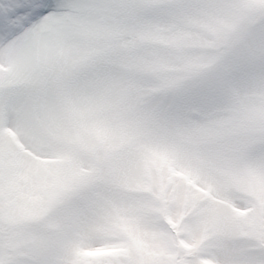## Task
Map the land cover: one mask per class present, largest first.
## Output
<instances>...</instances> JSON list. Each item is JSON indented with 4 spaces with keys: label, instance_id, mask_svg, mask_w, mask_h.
I'll return each mask as SVG.
<instances>
[{
    "label": "snow or ice",
    "instance_id": "1",
    "mask_svg": "<svg viewBox=\"0 0 264 264\" xmlns=\"http://www.w3.org/2000/svg\"><path fill=\"white\" fill-rule=\"evenodd\" d=\"M202 10L200 0H0V189L27 181L45 203L75 185L81 205L62 255L10 264H264V122L222 159L197 161L145 135L150 105L125 115L148 103L141 38L178 32ZM38 68L52 70L47 80ZM253 75L264 89V42L227 88L242 97ZM178 95L183 116L197 101L189 85ZM58 202L63 212L74 201ZM80 236L102 254L86 257Z\"/></svg>",
    "mask_w": 264,
    "mask_h": 264
},
{
    "label": "rangeland",
    "instance_id": "2",
    "mask_svg": "<svg viewBox=\"0 0 264 264\" xmlns=\"http://www.w3.org/2000/svg\"><path fill=\"white\" fill-rule=\"evenodd\" d=\"M210 11L197 12L174 33L175 26L157 30L141 38L137 49L141 71L147 82V104L131 108L125 115L136 121L150 107L140 124L146 136L168 140L174 147L190 152L197 161L201 154L222 159L231 140L239 135L259 132L264 122V89L252 76L250 89L242 97L233 95L227 83L235 67L243 63L253 68L264 42V0H200ZM201 16L207 18L202 21ZM228 58V59H226ZM146 59V63L144 60ZM47 80L50 68H38ZM192 87L197 103L180 115L182 101L178 92ZM168 116L161 119L160 113ZM18 147L19 141L13 138ZM7 146L0 156L7 157ZM40 191L30 182L13 180L0 189V264L30 261L34 253L54 258L64 253L59 240L71 223L75 185L58 188L56 197L42 203ZM61 196L73 199L70 208L60 211ZM63 217V221L57 219ZM78 244L86 257L102 254L88 252L92 237L80 236Z\"/></svg>",
    "mask_w": 264,
    "mask_h": 264
}]
</instances>
